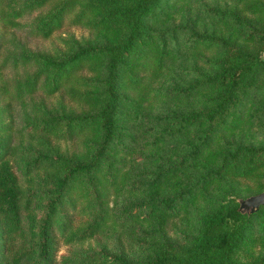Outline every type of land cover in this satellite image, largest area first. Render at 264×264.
Masks as SVG:
<instances>
[{"label":"trees","instance_id":"16d2710c","mask_svg":"<svg viewBox=\"0 0 264 264\" xmlns=\"http://www.w3.org/2000/svg\"><path fill=\"white\" fill-rule=\"evenodd\" d=\"M47 1L9 0L0 7V22L16 27L25 10ZM160 1L59 0L41 20L37 32L44 37L67 16L73 24L91 21L104 34L77 41L73 52L59 60L25 56L39 67L16 82L19 100L32 95L40 81L47 94L71 81V98L91 107L79 115L65 106L36 103L37 115L19 129L27 141L20 142L18 157L13 130L0 118V264H96L98 254H80L74 245L132 219L157 220L159 226L150 229L158 235L193 194V187L185 189L180 180L172 182L176 192L165 191L171 165L148 169L150 154L142 160L144 149L165 140L182 148L183 162L197 164L196 187L220 186L196 233H184L182 240L159 239L146 258L124 264H264V254L242 253L255 219H264V205L241 212L231 196L241 178L252 179V194L264 189V144L229 141L222 149L207 147L222 125L245 114L256 124L264 118V95L248 98L264 84V58L247 44H264V0H252L260 13L256 19L238 9L210 8L212 16L229 24L218 35L199 33L188 24L153 26L149 17ZM184 29L186 37H179ZM172 51L184 52L181 58L192 54L194 64H177ZM8 56L0 52V69ZM85 63L92 73L75 75ZM164 70L167 76L154 87ZM157 99L162 104L150 107ZM52 135L71 144L84 137V148L61 149ZM15 166L27 177L26 192ZM63 244L67 251L59 253Z\"/></svg>","mask_w":264,"mask_h":264},{"label":"rangeland","instance_id":"374dc122","mask_svg":"<svg viewBox=\"0 0 264 264\" xmlns=\"http://www.w3.org/2000/svg\"><path fill=\"white\" fill-rule=\"evenodd\" d=\"M9 0H0V7L7 3ZM25 0H19L23 3ZM59 2V0H49L41 6L33 9H27L23 15L18 18L19 25L16 27L8 28L2 26L0 22V52L1 57L8 54L6 66L0 69V90L3 97L0 101V118L2 122H8L13 130L12 139L17 144V157L19 151L22 150L21 141L25 142L26 133L23 135L19 129L25 126V120L28 117L37 115L34 113L33 106L36 103L44 102L49 109L66 107L67 111L83 114L86 113L91 105L82 102L76 98H71L72 93L70 82L59 89L53 94H47L43 91V81L38 83L37 88L32 95L25 96L24 100H19L15 95V84L19 80H24L28 76L35 74L38 69L36 63L27 61L25 56L31 57H52L56 60L67 57L75 49L77 41H82L89 37H96L99 34H104V31L99 26H93L90 22L87 24H73L70 23L69 16H67L62 25L53 30L49 36H42L37 32L40 22L45 18L51 9ZM210 8H219L225 10L238 9L242 15L247 17H260V13L254 10V1L252 0H161L159 5L156 6L155 12L149 17V22L158 28L172 27L174 25L183 27L186 24L199 33H206L208 35L224 33L228 30L229 24L226 20H219L208 12ZM185 30H181L179 37H186ZM187 31V30H186ZM248 48L264 58V44L257 41H249ZM175 59H169L168 63L175 60L177 64L182 63L194 64L193 57L181 58L183 53L175 54ZM189 53V52H188ZM169 57V56H168ZM29 59V58H28ZM98 59V58H95ZM30 60V59H29ZM86 62V61H85ZM204 62V61H203ZM89 64L79 66L75 69V75H88L92 72L88 70ZM172 68V67H170ZM180 69V68H178ZM186 70V69H185ZM182 76L186 75L185 72L180 73ZM167 76V70L153 81V86L156 87ZM43 80V79H42ZM70 84V85H69ZM166 84V82H164ZM80 86V85H79ZM264 95V84L257 90L252 91L248 98L251 102L254 98H260ZM198 95L193 101H197ZM150 107L159 106L160 99L150 101ZM247 101L246 106H248ZM164 106H168L165 101ZM149 107V106H148ZM40 114V113H39ZM38 114V115H39ZM230 125H222L216 132L214 140L207 147L222 149L225 148L226 143L229 141L242 142V143H263L264 144V118L256 124L252 122L246 114L242 119H236ZM52 142H59L61 149L70 148L79 151L84 148V137L77 139V143L71 144L64 140L58 141L51 136ZM209 149V148H208ZM138 154V152H136ZM150 154L151 161L146 164L148 169H151L154 164H162V167L169 168V176L163 189L169 193L177 191V186L172 182L180 180L184 183L185 189L193 187L190 194L186 199L183 209L177 216L168 219L165 226L160 229L158 235L150 229L151 226H159L157 220L149 222L147 220L132 219L131 221L118 222L107 230L99 232L96 236L89 240L74 245V248L80 254H98V263L96 264H124V262L138 261L146 258L152 251L157 241L170 238L172 240H182L184 233H196L203 221L204 215L208 208L212 205V197L216 189L220 186V182L209 183L205 189L195 186L197 182V164H193L191 160L186 159L182 161L183 150L180 147H175L173 142L165 140L164 142L153 146L151 149H144L140 155L142 160L145 156ZM140 159V165L145 167L144 161ZM148 159V158H147ZM16 167V166H15ZM19 175V182L22 190H28V180L26 175H23L21 168L16 167ZM176 173L177 177L174 175ZM261 180L264 177H260ZM252 184V179L241 178L238 189L235 190L231 196L236 200L244 198L253 192L250 191L248 185ZM35 184L31 185L32 187ZM35 187V186H34ZM36 189V188H34ZM47 189V188H46ZM125 195H129L125 192ZM124 195V196H125ZM113 196V195H112ZM141 219V220H140ZM133 226V227H132ZM138 229V233L135 229ZM142 229V231H141ZM152 230V233H148ZM67 246L60 245L59 253L66 252ZM250 254H264V219H255V226L252 235L242 247V253ZM105 261V262H104Z\"/></svg>","mask_w":264,"mask_h":264},{"label":"water","instance_id":"95a60500","mask_svg":"<svg viewBox=\"0 0 264 264\" xmlns=\"http://www.w3.org/2000/svg\"><path fill=\"white\" fill-rule=\"evenodd\" d=\"M239 210L241 212H255L261 205H264V189L260 192L239 198Z\"/></svg>","mask_w":264,"mask_h":264}]
</instances>
